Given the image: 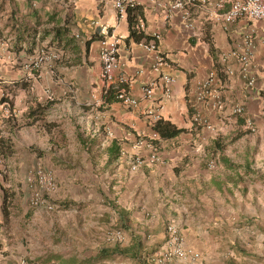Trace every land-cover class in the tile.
<instances>
[{
	"label": "crops",
	"instance_id": "0c3cea01",
	"mask_svg": "<svg viewBox=\"0 0 264 264\" xmlns=\"http://www.w3.org/2000/svg\"><path fill=\"white\" fill-rule=\"evenodd\" d=\"M0 1L5 3L0 11V138L12 148L10 154L0 153V264H19L25 255L10 251L5 222L11 218L13 206L22 213L26 209L21 200L11 199L5 216L4 189L19 194L13 180L22 179L27 168L38 163L50 168L57 178L62 186L60 197L68 192L84 204L100 200L102 210H111L117 224L123 218L142 243L146 233H151L152 241L165 248L166 227L173 223L183 247L201 256L199 264L223 257L236 258V264H249L248 258L253 259L251 264L264 263V19H238L224 25L213 19L210 7L197 5L190 9L195 27L189 30L184 28L179 11L165 12L170 0H137L142 8L143 34H161L157 52L166 64L155 72L151 69L153 52L129 38L126 12L118 13L115 0H12L10 6L9 0ZM26 23L36 30L34 40L28 42L33 44L30 52L25 41L21 49H14L15 31ZM101 26L119 39L115 76L126 78L122 85L137 99L136 106L115 100L103 103L104 90L110 85L100 77ZM57 30L60 35L66 31V35L56 39ZM250 31L255 46L253 90L245 86L237 61L221 58L222 53L240 46ZM212 69L224 101L219 112L209 102L195 99L196 81ZM163 73L174 79L168 96L163 93ZM151 80L155 81L153 95L145 99L142 89ZM8 103L11 115L4 109L9 110ZM237 104L253 119L254 134L247 132L242 117L232 114ZM37 107H45L41 118L27 116ZM151 107L158 108L160 119L184 131L169 139L157 136L161 162L131 170L135 154L149 153L135 141L148 139L154 132V121L147 115ZM197 111L218 131L195 124L192 114ZM8 115L15 121L11 132ZM39 122L48 131H41ZM22 128L29 129L23 140L18 135ZM56 132L62 133L64 146L70 142L77 146L75 154L55 153V146L64 147L59 146ZM78 137L93 139L95 144L84 148ZM112 142L120 154L108 163L104 151L99 168L97 152ZM209 160L219 163V171L207 167ZM6 168L9 178L4 175ZM81 172H97L98 191L88 189L85 193L80 187L78 195L68 190L67 176L80 178ZM125 233L126 245L130 236ZM171 263L186 264L178 258Z\"/></svg>",
	"mask_w": 264,
	"mask_h": 264
},
{
	"label": "rangeland",
	"instance_id": "374dc122",
	"mask_svg": "<svg viewBox=\"0 0 264 264\" xmlns=\"http://www.w3.org/2000/svg\"><path fill=\"white\" fill-rule=\"evenodd\" d=\"M8 2V6H10L13 1L9 0ZM0 4H2V7L5 5L2 1H0ZM3 9H5V7H3ZM39 123L41 125V131H48V128L43 122ZM205 129L209 130L207 128ZM21 131V134L18 133L19 139H26L28 137L27 134L29 133V129L22 128ZM209 131L216 132L218 130L216 128L215 130ZM37 134L42 137L39 132H37ZM56 139L62 142L58 136H56ZM135 144L137 145V140L135 141ZM102 147L103 148L97 152V164L99 165V168L101 167L100 162L102 163L104 161L102 160V157L104 155V148L106 147V144ZM147 148L149 149V147ZM76 149L77 146L70 142L61 148L55 146V153H61L60 155L64 154L70 157L71 154L76 153ZM122 154H125V152H122ZM209 169L219 171V163L215 162L214 166ZM4 171L5 177L9 178V170L6 168ZM37 171H41L42 173L52 177L55 184L54 189H46L45 185L38 182V177L36 175ZM95 173L91 172L90 174H87L81 172L80 178L78 177L76 179L72 178L73 174L72 176L68 175L67 178L69 180L66 181L69 186L68 190H71V192L78 195L81 192V189L84 190L85 193L88 189L93 191L96 190L95 188L99 184V179L95 178ZM248 179L252 181V178ZM13 183L16 184L19 194H13L12 199H16L17 203L21 200V204L24 209H26V212L22 213V211H18V206H13L14 209L12 213L14 215L12 214L11 218H9L5 224L7 231L10 233L9 237L11 238L8 241L10 251L20 254L25 253L24 257H22L20 261L23 259L31 264H68L71 259H75L76 263H81L85 259L96 255L99 248L111 247L115 244L113 233L117 230L121 231V229L115 221L111 210H102L104 204L100 200L92 199L91 202L84 204L79 198L77 199V197H74L68 192L65 197H60L59 194L61 192L58 190L62 189V186L60 187L57 178L54 176L50 168L43 167L42 164L38 163L30 168H27L24 177L15 181L13 180ZM21 186H23V188H21ZM80 187L82 188L80 189ZM65 189H67V187H65L64 190ZM34 192H39L43 200L46 201L48 205L45 203H40L35 206L31 205L30 198ZM63 201H70L67 207L61 206L60 203ZM73 202L80 204H73ZM26 213H29V215L27 216ZM123 233L125 235V241L120 244L121 246L126 243V233ZM143 247L146 251L152 250L146 259L148 264H154L152 262V257H154L157 251L160 250V243L152 241L151 233H146L143 241ZM248 259L251 261L253 260L252 258ZM201 260L200 256L199 261H192L191 259H185L183 261H185L186 264H199ZM247 260H245V262ZM227 261H231V263L236 264V258H230L228 260L224 257L211 259L210 264H228ZM251 261L249 264L252 263ZM171 262L169 264H172ZM93 264L136 263L130 258L114 257L103 259L94 262Z\"/></svg>",
	"mask_w": 264,
	"mask_h": 264
},
{
	"label": "built area",
	"instance_id": "2783aa9c",
	"mask_svg": "<svg viewBox=\"0 0 264 264\" xmlns=\"http://www.w3.org/2000/svg\"><path fill=\"white\" fill-rule=\"evenodd\" d=\"M156 2L157 0H150ZM138 4L137 0H115L113 3L114 8L118 13H125L127 5ZM208 6L211 8V15L216 22L227 25L235 22L238 19H247L249 21L264 19V0H170L165 6V12L179 11L180 18L183 22V26L186 29L193 30L194 23L191 19L190 9L194 6ZM139 27L142 29L143 24ZM100 40H99V59L101 62L100 77L106 85L113 83L125 84L126 78L123 76L116 77L115 71L119 67V39L111 30L106 26L100 27ZM252 31L246 33L241 39V45L228 52L222 53V61L227 62L230 59L237 61L239 65V72L241 78L244 80L245 86L251 90L255 88L256 78L254 74V39ZM161 39L159 32H154L151 38L141 41V45L148 51L153 52V62L151 65L152 71L159 72L160 68L166 64V59L163 55L157 52V45ZM264 47V41H263ZM43 54V51L40 53ZM229 73L231 71L228 70ZM162 80V87L164 95L170 94V85L174 79L168 74H160ZM217 74L214 69L208 71L207 75L198 79L195 83V99L200 103H208L214 111H222L224 107V101L221 93L217 87ZM155 88V81L151 80L143 87V97L145 99H151L153 90ZM119 102L126 106H136L138 101L126 91H121L116 95ZM6 112H9L8 107L4 106ZM157 109L153 107L148 108L147 115H149L153 121L159 118ZM232 114L244 119V125L248 132L254 133L256 126L251 117L245 115V107L242 104H237L232 109ZM192 121L205 127L209 130H215L216 128L208 121V119L200 112H194L192 114ZM157 134L153 132L151 139H155ZM138 146H147L150 149V153L146 157L141 155H134L131 159L130 168L136 170L144 163H158L161 162L160 155L157 151L155 144L151 143L147 139L137 140ZM215 161L210 160L208 167L214 166ZM38 182L45 185L46 189H54V181L50 175L44 174L41 171L36 173ZM40 184V185H41ZM43 187V186H42ZM40 203H45L39 192H34L30 198V204L35 206ZM167 238L165 241V248H161L154 257L152 262L154 264H169L173 258L181 260L191 259L192 261H199L200 255L196 252L188 250L182 245V238L178 233L176 226L173 223H169L166 227ZM115 244H122L125 241V235L122 231L117 230L113 233ZM19 264H31L26 260H21Z\"/></svg>",
	"mask_w": 264,
	"mask_h": 264
},
{
	"label": "trees",
	"instance_id": "16d2710c",
	"mask_svg": "<svg viewBox=\"0 0 264 264\" xmlns=\"http://www.w3.org/2000/svg\"><path fill=\"white\" fill-rule=\"evenodd\" d=\"M1 10H3L2 4H0V11ZM125 12H126V16H127V20H128V26H129V38H132L136 42H140V41H142V39H145V41L150 39L151 36L144 35L142 29L139 27L140 24H143L142 8L140 7V5L139 4L127 5L125 8ZM52 18H53V16H52ZM0 22H1V17H0ZM39 24H40V20H39V17H37L36 18V26H38ZM35 31L36 30L34 28L28 27L27 23L20 25V27H18L15 31L16 32L15 33L16 42H15L14 49H16V50L21 49L22 48L21 44L23 41H25L27 44V45H25L26 50H27V52H30L32 50L33 44L31 43V45H28V42L34 40ZM56 34H57V36H56V39H57V38L61 37L62 35L63 36L66 35V31L63 32L62 35H60L59 31L57 30ZM2 35H3V29L0 27V37ZM121 91H125L122 84L118 83L114 87H112V84H111L107 89L104 90L103 103L109 102L110 100L118 101L116 98V95ZM3 100H4V98L1 99V101H3ZM8 104H9V114L11 115L10 103H8ZM44 108L41 107V109H40L37 107V108L31 110L27 116L33 117L34 119L41 118V116L44 112ZM10 115H8L7 119L9 122L8 124L10 125L8 127V129L11 132L13 130V126L15 124L14 123L15 121H14L13 117L12 118L10 117ZM152 130L157 134V136L159 138H164V139L173 138V137L177 136L178 134H180L184 131L183 129H178L173 124H171L170 122L164 121L160 118H158L157 120H155L153 122ZM57 134H58L59 138H60V136H62V133H60V132H58ZM60 139H62V142L59 143L60 144L59 146H64L63 137ZM1 140H2V138H0V153L10 154L12 152V148L8 144L7 145L3 144V143H7V141L6 142L3 141L1 143ZM78 140L80 141V143L82 144V146L84 148L94 146V144H95L94 140L90 139V138L84 139L82 137H78ZM147 140H149L151 143L156 145L158 138H155V139L148 138ZM218 147L220 149L223 148L222 145H218ZM104 150H105V153H107V155H108V161H107L108 163L110 162V160H112V158H117V156L120 154V153L118 154V146H115V143H113V142H112V144L107 145L104 148ZM32 151L36 152V154L38 156L42 155V152L38 149H32ZM59 162L62 165H65L66 167L69 166L68 163H64L62 161H59ZM12 196H13L12 192H8L6 189H4L2 205H3V209L5 210V216L8 213L7 205L10 204ZM69 202L70 201H67V202L63 201L60 204L62 207H67ZM73 204L79 205L80 203L73 202ZM12 208L14 209V207H12ZM13 209H12V211H13ZM118 214L121 215L119 210H118ZM26 215L28 216L29 213H26ZM118 225L120 226L121 231L127 232L130 236V241L126 245L121 246L120 244L116 243L111 247H101L97 251L96 255L85 259L81 263H76L75 259H71L68 264H93L94 262H97V261H100L103 259L114 258V257L130 258L136 264H148L146 258H147V256L150 255V251H152V250L143 252L144 247H143L142 241H140V239L129 229V227L126 225L123 218L118 219Z\"/></svg>",
	"mask_w": 264,
	"mask_h": 264
}]
</instances>
